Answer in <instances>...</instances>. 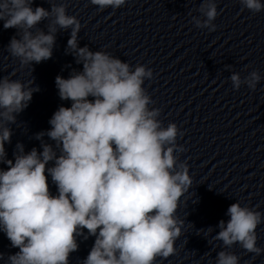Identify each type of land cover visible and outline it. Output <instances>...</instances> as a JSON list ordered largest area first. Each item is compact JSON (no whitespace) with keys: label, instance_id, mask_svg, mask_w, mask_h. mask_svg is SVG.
I'll use <instances>...</instances> for the list:
<instances>
[{"label":"clouds","instance_id":"1","mask_svg":"<svg viewBox=\"0 0 264 264\" xmlns=\"http://www.w3.org/2000/svg\"><path fill=\"white\" fill-rule=\"evenodd\" d=\"M90 2L104 10L118 9L126 0ZM239 2L253 13L264 11L262 0ZM199 12L203 19L194 18L196 27L215 31L216 0H202ZM50 17L47 33L33 32ZM0 20L4 29H17L19 38L13 36L7 49L21 66L51 58L57 27L71 28L67 49L83 65L68 78H55L60 99L71 106H59L50 129L36 134L42 151L25 152L18 142L14 159H7L12 131L6 124L16 123L39 88L33 80L0 78V162L7 165L0 169V231L19 249L7 264H69L78 237H95L82 264H155L157 257L173 255L185 224L177 210L193 181L187 162L174 155L185 151L176 143L183 133L175 123L163 127L160 110L149 108L152 100L143 84L152 70L140 64L131 70L105 51L78 47L81 23L67 14L64 3H53L49 11L33 7V0H0ZM261 79L257 70L243 81L237 73L231 76L234 89L243 83L255 90ZM44 136L54 145L43 142ZM226 215L214 239L228 248L239 243L249 253L264 252L257 246L256 230L264 223L260 211L235 202ZM216 264H239V257L220 251Z\"/></svg>","mask_w":264,"mask_h":264}]
</instances>
